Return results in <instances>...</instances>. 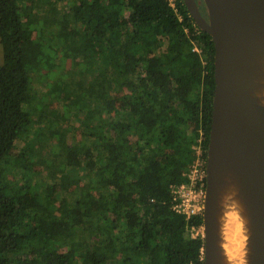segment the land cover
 <instances>
[{
	"label": "trees",
	"instance_id": "trees-1",
	"mask_svg": "<svg viewBox=\"0 0 264 264\" xmlns=\"http://www.w3.org/2000/svg\"><path fill=\"white\" fill-rule=\"evenodd\" d=\"M61 2L0 0V264H204L170 187L206 157L212 37L183 0Z\"/></svg>",
	"mask_w": 264,
	"mask_h": 264
},
{
	"label": "water",
	"instance_id": "water-1",
	"mask_svg": "<svg viewBox=\"0 0 264 264\" xmlns=\"http://www.w3.org/2000/svg\"><path fill=\"white\" fill-rule=\"evenodd\" d=\"M215 47V90L206 149L204 264H224L220 200L239 186L250 228V263L264 264V0H183Z\"/></svg>",
	"mask_w": 264,
	"mask_h": 264
},
{
	"label": "bare ground",
	"instance_id": "bare-ground-1",
	"mask_svg": "<svg viewBox=\"0 0 264 264\" xmlns=\"http://www.w3.org/2000/svg\"><path fill=\"white\" fill-rule=\"evenodd\" d=\"M220 245L224 264L250 263L249 218L241 199L239 186L229 182L221 192Z\"/></svg>",
	"mask_w": 264,
	"mask_h": 264
},
{
	"label": "built area",
	"instance_id": "built-area-1",
	"mask_svg": "<svg viewBox=\"0 0 264 264\" xmlns=\"http://www.w3.org/2000/svg\"><path fill=\"white\" fill-rule=\"evenodd\" d=\"M170 7L180 19L178 0H167ZM197 25V24H196ZM198 50L197 48H195ZM199 51V50H198ZM194 159L190 168L183 174L185 181L181 184L171 185L172 208L178 214L183 215L187 221L195 216L203 218L205 193H206V157L203 146V135L200 133L197 144L193 146ZM188 233L192 237L204 236V226L193 225L188 227Z\"/></svg>",
	"mask_w": 264,
	"mask_h": 264
},
{
	"label": "rangeland",
	"instance_id": "rangeland-1",
	"mask_svg": "<svg viewBox=\"0 0 264 264\" xmlns=\"http://www.w3.org/2000/svg\"><path fill=\"white\" fill-rule=\"evenodd\" d=\"M68 1L69 0H65V2L63 3V2H61L60 4H59V8L61 9V8H65L66 7V3H68ZM73 1H75V0H73ZM201 2H204V1H200V3ZM204 7H205V4H204ZM206 8V7H205ZM71 46H73L72 48H75V49H77V50H79L80 48H81V46H80V44L79 43H76V44H73V45H71ZM70 51H71V49L69 48V46H68V48H67V50L64 52V54L62 55V57H61V59L62 60H65L66 58L68 59L67 61H66V66H69L70 64H72V63H78V59L76 58V57H71L70 58V56H72V54H70ZM69 54H70V56H69ZM67 56H69V57H67ZM3 61V53H2V49H1V45H0V62H2ZM54 85H56L55 83H54ZM53 85V86H54ZM88 92L89 93H91L92 95H98L99 93L100 94H102V92H100V91H97V89H94V88H92V87H89V89H88ZM63 97H64V95H63ZM52 107H57V103H53L52 104ZM40 123V120L38 121V124ZM68 124V122H65V125H67ZM79 131V130H78ZM77 131V133H78V137L79 138H81V133L80 132H78ZM42 132V131H41ZM46 151V149H44L42 152H45ZM47 170V169H46ZM50 170H52L54 173H57V172H55L54 170L55 169H53L52 167H51V169ZM57 211H59V210H57ZM8 264H14V262H9Z\"/></svg>",
	"mask_w": 264,
	"mask_h": 264
},
{
	"label": "flooded vegetation",
	"instance_id": "flooded-vegetation-1",
	"mask_svg": "<svg viewBox=\"0 0 264 264\" xmlns=\"http://www.w3.org/2000/svg\"><path fill=\"white\" fill-rule=\"evenodd\" d=\"M200 1L201 0H198V4L201 7V9H202L203 13L205 14V16L207 17L208 14H207L206 8L204 7V2L200 3Z\"/></svg>",
	"mask_w": 264,
	"mask_h": 264
}]
</instances>
